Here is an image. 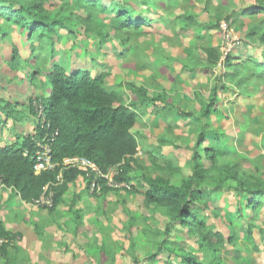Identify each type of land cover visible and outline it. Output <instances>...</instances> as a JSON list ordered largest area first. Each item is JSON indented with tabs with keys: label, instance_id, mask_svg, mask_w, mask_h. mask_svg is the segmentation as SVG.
I'll return each instance as SVG.
<instances>
[{
	"label": "rangeland",
	"instance_id": "374dc122",
	"mask_svg": "<svg viewBox=\"0 0 264 264\" xmlns=\"http://www.w3.org/2000/svg\"><path fill=\"white\" fill-rule=\"evenodd\" d=\"M259 1L164 0L160 6L154 1L153 8L136 4L143 15L155 20L150 25L144 23L140 33L124 29L116 33L110 13L87 12L75 4L65 12L59 1H53L46 5L52 14L70 19L68 27L60 28V36H53L54 60L50 50L42 51L36 63L41 71L34 81L33 67L23 60L32 57V44L37 42L29 39L28 28L4 21L6 26L0 31V98L14 105L18 119L7 118L0 110V147L19 145L28 135L37 140L38 125L43 127L45 121L40 99L50 95L41 81L52 61L65 58L67 69L106 73L107 89L122 90L127 104L133 96L130 85H145L150 95L166 89L175 106L191 113L173 116L175 125L170 128L166 119L150 110H139L143 122H138L133 132L140 145L129 174L135 177L134 186L143 173L165 174L178 185L191 171L192 147L198 135L208 129L220 135L218 147L235 152L232 161L264 179V79L240 81L252 71L251 63L240 75L230 77L219 76L225 71L223 66L222 70H205V55L200 49L203 44L218 46L223 57L228 53L241 56L236 59L241 64L247 55L264 59V40L248 34L255 25L264 30V11L250 13ZM186 12L196 18V24L188 27L182 18ZM13 48H17L20 67L10 64ZM199 98L217 102L210 116L201 117ZM155 146L160 150L152 149ZM170 154L174 165L162 172L164 155ZM89 181V175L79 176L69 184L64 201L55 205L51 192L35 203H24L0 180V222L12 234L10 238L0 236V264H99L101 258L110 264H181L182 257L172 252L183 250L203 264L212 260L213 247L203 246L188 226L175 221L164 233L170 222L168 214L146 205L142 193L129 184L108 183L111 190L104 201L97 196L101 191L94 190L93 181L91 185ZM239 201L235 191L224 189L211 191L194 205L213 229L212 243L218 245L217 232L224 237L219 246L221 264H264V206L254 213L246 211ZM74 210L82 214L80 225ZM132 216L136 218L133 229L129 228ZM164 238L169 245L159 250ZM101 247L107 248L106 256Z\"/></svg>",
	"mask_w": 264,
	"mask_h": 264
},
{
	"label": "trees",
	"instance_id": "16d2710c",
	"mask_svg": "<svg viewBox=\"0 0 264 264\" xmlns=\"http://www.w3.org/2000/svg\"><path fill=\"white\" fill-rule=\"evenodd\" d=\"M53 1H59L65 12L75 4L87 12L110 13L113 15L112 26L116 33L123 29L140 33L144 23L150 25L155 20L143 15L137 5L147 4L153 8L156 4L154 1L160 6L164 0H0V31L6 26L4 21L15 22L21 27L28 28L29 39L37 42L32 44V57L23 60L33 67L31 72L33 81L41 71L36 63L41 58L42 51L50 50V56L52 58L56 56L53 36H60L62 26L68 27L69 16L52 14V9L46 7L52 5ZM250 10L252 14L259 10L264 11V0L259 1L257 6L253 5ZM182 18L188 27L197 23L196 18L188 12L184 13ZM84 19L85 23L89 22V18ZM87 29L90 30V25ZM248 34L251 37L260 36L261 40H264V30L260 31L259 26H253ZM105 35H108V32H105ZM200 49L205 55V70L218 67L222 70L223 66L225 71H221L219 76L230 77L233 73L240 75L243 67L251 63L252 71L240 81L248 82L253 77L264 79V59L247 55L246 61L241 64L236 60L241 56L228 53L223 57L218 46L203 44ZM13 52L14 57L10 64L12 67H20L21 59L17 48H13ZM65 64H67L65 58L52 61L48 72L45 73V79L41 81V87L48 88L50 95L40 99L46 123L43 127L38 125L36 139L43 140L47 137L46 142L50 146L55 166L40 173L35 172V154L40 147L35 137L28 135L19 145L14 143L0 147L2 183L12 188L22 200L31 204L40 200L45 193L51 192V198L56 205L64 201V193L69 189L70 183L75 182L81 175L87 177V172L82 169L65 165L64 159L74 156L87 157L95 161L105 173L114 170V181L125 182L137 192H141L146 205L165 210L170 222L164 233L169 232L175 221L188 226L191 233L199 236L203 246L213 247L215 255L207 264H221L219 246L223 244L224 237L217 232L218 245L212 243L213 229L202 220L200 210L194 204L203 196L208 197L211 191L227 189L236 192L239 203L245 206L246 211L256 213L264 206V179L254 175L240 162L232 161L235 152L218 147L220 135L215 130L208 129L198 135L192 147L191 171L182 177L178 185L172 184L165 174L154 176L143 173L137 178L138 185L134 186L131 183L135 177L129 174L140 145L138 137L133 132L135 125L143 122L139 110H150L153 115L166 119L170 128L175 125L173 116L176 114L188 116L191 113L175 106L166 89L162 88L150 95L149 88L145 85H130L129 89L133 96L127 104L122 90L107 89L106 73L92 74L85 69H67ZM191 70L193 71V68H189L188 71ZM199 99L202 104L201 117L210 116L213 109H216L217 102L214 98L209 103ZM0 110L5 112L7 118L18 119L14 113V105L2 98ZM152 149L160 150L156 146ZM173 159L172 154L164 155L165 164L161 167L162 172L170 171V167L174 165ZM93 178L91 175L90 185ZM142 182H145L147 188ZM110 190L107 179L103 178L101 192L97 196L106 201L105 196ZM74 213L76 223L80 225L82 214L80 210H74ZM135 220L136 218L132 216L129 228H134ZM11 235L0 222V236L10 238ZM168 245V240L164 238L160 242L159 250L167 248ZM101 251L105 256L108 254L106 247H101ZM172 253L182 257L181 264H203L191 252L183 250L181 253ZM99 264L110 263L103 262L101 258Z\"/></svg>",
	"mask_w": 264,
	"mask_h": 264
},
{
	"label": "built area",
	"instance_id": "2783aa9c",
	"mask_svg": "<svg viewBox=\"0 0 264 264\" xmlns=\"http://www.w3.org/2000/svg\"><path fill=\"white\" fill-rule=\"evenodd\" d=\"M41 111L44 114L43 108L41 109ZM45 123H46V118L44 121V125ZM46 141H47V137L44 138L43 140H38V139L36 140L37 145L40 147L39 150L35 154V172L36 173H40L41 171L46 170V169H51L55 166V163L53 161V157L51 154L50 146L48 142ZM64 164L82 169L83 171L87 172V175L89 176L93 175L94 178L92 179V181H93L94 190H97V191L101 190V181L103 178L107 179V184L110 182H115L113 179V176L115 174L114 170H111L105 173L103 170H101V168L97 165L95 161L87 157H84V156L67 157L64 159ZM110 174H112V176H110Z\"/></svg>",
	"mask_w": 264,
	"mask_h": 264
},
{
	"label": "crops",
	"instance_id": "0c3cea01",
	"mask_svg": "<svg viewBox=\"0 0 264 264\" xmlns=\"http://www.w3.org/2000/svg\"><path fill=\"white\" fill-rule=\"evenodd\" d=\"M18 196V195H17ZM18 197H20V196H18ZM21 199V198H20ZM22 200V199H21ZM24 203H27L26 201H24V200H22ZM27 204H30V203H27Z\"/></svg>",
	"mask_w": 264,
	"mask_h": 264
}]
</instances>
